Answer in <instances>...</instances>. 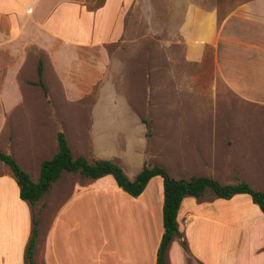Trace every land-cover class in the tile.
Here are the masks:
<instances>
[{"label":"crops","instance_id":"1","mask_svg":"<svg viewBox=\"0 0 264 264\" xmlns=\"http://www.w3.org/2000/svg\"><path fill=\"white\" fill-rule=\"evenodd\" d=\"M108 5L109 1L101 14L92 15L74 0H0V55L7 58L0 64H8L3 68L9 70L20 57L22 68L26 58L34 56L38 67L37 56H42L45 101H52L44 83L46 69L69 94L72 87L83 81L75 57L91 54L108 38L121 36L123 20L117 16L118 10L108 17ZM183 15L182 32L191 33L184 42L185 60L197 65L204 60L205 48H209L214 83H220L242 102L264 106V0H211L206 8L187 2ZM102 77L106 79L105 74ZM30 80L32 85L37 82ZM74 89L80 93L78 88ZM114 99L123 105L106 106L107 97L100 96L98 109L87 111L84 125L70 114L58 116L53 112L47 122L52 130V144L49 148L40 144L48 157L39 160L26 148L15 150L16 113L7 110L0 117L2 151L10 154L36 183L41 163L57 154V134L62 132L74 158L82 157L88 163L111 161L129 180H134L145 163L152 166L146 127L138 113L128 108L126 97ZM6 103L7 108L16 105ZM71 129L75 134L70 133ZM235 132L240 130L225 126L196 129L187 159H195L202 173L182 174V180L207 177L220 183L235 176L239 177L236 181H242L239 161L234 160V155L230 159L226 153L237 150L243 141ZM228 161L232 163H225ZM31 165L35 167L36 178L32 176ZM1 174L0 195H10L15 210L12 222L6 217L8 223H0L4 232L0 236V264H26L24 252L32 233V208L19 199L12 176L6 170ZM74 175L62 173L35 204L40 220L33 264H156L164 231L162 179L151 178L143 192L134 198L119 188L111 175L96 180ZM48 207L53 211L49 219V214L45 218L41 215ZM176 220L180 237L174 236L170 242L165 264H219L220 226L223 230L234 228L244 232L242 252L246 264H264V215L248 195L238 194L229 200L211 194L199 199L185 197ZM208 229H211L209 259L200 254L196 240ZM183 241L192 252L190 261Z\"/></svg>","mask_w":264,"mask_h":264},{"label":"rangeland","instance_id":"2","mask_svg":"<svg viewBox=\"0 0 264 264\" xmlns=\"http://www.w3.org/2000/svg\"><path fill=\"white\" fill-rule=\"evenodd\" d=\"M108 1L107 16L114 15L118 10L117 16L123 20L119 29L121 36L108 38L91 54L75 57L76 68H80L83 75V81L75 86L80 93L75 87H72V92L66 93L63 85L46 69L44 83L52 101H45L43 90L33 87L30 80L37 81L36 57L28 56L22 68L23 63L18 57L8 71L3 68L8 64H0V117L7 110L16 113L15 150L19 152L26 148L31 156H37V160L46 158V151L42 150L44 145L40 144L48 148L52 144V130L47 122L53 112L58 116L70 114L74 120L81 119L80 125H84L87 111L98 109L100 96L101 99L102 96L107 97L106 106L110 107L123 105L122 102H115L114 97L124 96L128 108L136 111L140 120L150 125L151 134L146 141L150 144L152 166L164 169L176 180H182V174L202 173L201 167L194 163L195 159H187L191 155L188 146L195 137L194 131L212 126L235 128L240 130L235 134L243 141L238 151L226 153L230 159L234 155V160L239 161L240 179L252 189L264 193V106L242 102L220 83H214L209 48H205L201 63L194 65L185 60L184 42L191 36V33L182 32L187 2L206 8L210 7L211 0H74V3L96 15L101 14L100 10ZM101 25H104L103 22ZM4 57L0 55V62L7 59ZM37 57L41 62L42 56ZM104 74L106 79L102 77ZM6 102L10 106L16 105L7 108ZM70 133L75 134L72 129ZM2 140L1 137V152ZM32 166V176L36 178L35 167ZM4 170L11 177L8 167L0 163V176ZM236 178L239 177L232 176L230 182L227 179L228 182L220 183L241 182ZM11 199L10 195H0L1 224L8 223V220L12 222L15 203ZM54 206L55 202L51 209ZM48 208L41 215L45 218V214H49V219L53 211ZM32 213L40 220L37 207L32 208ZM6 217H9L8 220ZM210 232L211 229L205 230L201 238L196 239L198 251L207 259L211 257ZM217 232L219 264H246L242 252L244 232L234 228L223 230L221 226ZM3 233L0 229V236ZM186 248L189 260L192 252L187 242Z\"/></svg>","mask_w":264,"mask_h":264},{"label":"trees","instance_id":"3","mask_svg":"<svg viewBox=\"0 0 264 264\" xmlns=\"http://www.w3.org/2000/svg\"><path fill=\"white\" fill-rule=\"evenodd\" d=\"M37 77V82L33 84L39 86L44 94H46V89L41 79L42 66L40 62L37 67ZM143 123L146 127V137L149 138L151 134L150 125L148 122ZM57 144V154L51 160L41 163L39 178L36 183L31 180L30 175L10 155L0 151V163L8 167L18 187L19 199L28 203L33 208L49 190L51 184L60 178L62 173L75 174L80 178L89 180H96L106 175H111L116 185L134 198L143 192L151 178L159 176L163 182L162 224L164 231L156 253V264H165V256L170 242L174 236L180 237L176 218L180 204L185 197L199 199L205 194H211L216 198L229 200L235 195L244 194L250 197L251 202L264 215V193L252 189L246 182L221 184L207 177H191L189 180H176L170 177L164 169L150 166L146 163L136 178L129 180L122 169L111 161L92 160L88 163L82 157L74 158L62 132L57 134ZM38 224L39 221L32 213V233L24 252V262L26 264H33L32 256L38 233ZM181 244L187 252L186 242L183 241Z\"/></svg>","mask_w":264,"mask_h":264}]
</instances>
